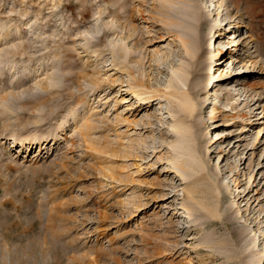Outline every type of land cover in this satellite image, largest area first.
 <instances>
[{
    "label": "rangeland",
    "instance_id": "obj_1",
    "mask_svg": "<svg viewBox=\"0 0 264 264\" xmlns=\"http://www.w3.org/2000/svg\"><path fill=\"white\" fill-rule=\"evenodd\" d=\"M0 264H264V0H0Z\"/></svg>",
    "mask_w": 264,
    "mask_h": 264
},
{
    "label": "bare ground",
    "instance_id": "obj_2",
    "mask_svg": "<svg viewBox=\"0 0 264 264\" xmlns=\"http://www.w3.org/2000/svg\"><path fill=\"white\" fill-rule=\"evenodd\" d=\"M200 8L203 10V11H205L206 12V6H204V5H200ZM197 17H200V18H197V19H202V16H197ZM198 28V27H197ZM196 30V29H195ZM199 30V29H198ZM200 31V30H199ZM197 34H199V33H197ZM197 34H194L195 36H194V38L192 39V43H193V50H192V52H193V54L195 55L198 51H199V49H200V47H202V45H203V43H204V34L202 35H197ZM197 35V36H196ZM196 52V53H195ZM216 58H217V56H216ZM215 60V59H214ZM214 64H216V65H218L219 64V61H214ZM214 64H210L209 65V67H208V69H209V73H210V70H211V72H212V70H214V68L212 67ZM216 74H217V70H215L214 72H213V75L211 76V81H209V88H210V86H211V83H212V81H214V85H216V87H215V93H214V101L219 97L218 95H217V91H218V88H219V86H220V81H221V79H218V77L216 76ZM154 103H151V105H153ZM214 111V110H213ZM213 111H210V115L209 116H207L206 118L207 119H211V120H213V119H215V113L213 112ZM163 115V114H162ZM168 117V115L166 114V113H164V115L163 116H161L160 118L161 119H163V118H167ZM213 142H216V139H215V141H213ZM22 143V142H21ZM39 143H40V141H39ZM188 196H191L190 194H188ZM226 213H228L227 211H226ZM180 220L181 221H186V220H188V221H191V215H190V212L188 211V210H182V213L180 214ZM224 226V225H223ZM226 226V225H225ZM238 239H244V235H243V233H241L240 235H238ZM76 263V262H75Z\"/></svg>",
    "mask_w": 264,
    "mask_h": 264
}]
</instances>
